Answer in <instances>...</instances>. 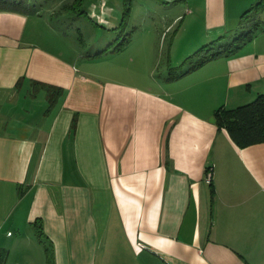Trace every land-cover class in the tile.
Wrapping results in <instances>:
<instances>
[{
  "label": "crops",
  "instance_id": "obj_1",
  "mask_svg": "<svg viewBox=\"0 0 264 264\" xmlns=\"http://www.w3.org/2000/svg\"><path fill=\"white\" fill-rule=\"evenodd\" d=\"M259 1L131 0L124 27L122 0L0 9V264H264V143L213 117L264 93ZM164 56L162 80L132 69Z\"/></svg>",
  "mask_w": 264,
  "mask_h": 264
},
{
  "label": "trees",
  "instance_id": "obj_2",
  "mask_svg": "<svg viewBox=\"0 0 264 264\" xmlns=\"http://www.w3.org/2000/svg\"><path fill=\"white\" fill-rule=\"evenodd\" d=\"M73 1L69 5L62 3L60 9L68 14L77 16L84 14L85 10L80 8L84 0ZM45 4H50V2ZM30 6H32L31 0H0L1 10L26 12ZM130 7L131 0H122V15L120 21L122 27L128 23ZM258 9H264V0H260L254 4L246 13ZM253 26L254 28L238 34L226 44H220L219 39H217L202 46L187 58L189 65L185 70L179 71L178 69V75L191 71L217 57H230L234 55L243 45L253 38L257 24ZM213 117L218 129H224L238 147L245 148L250 145L264 143V93L258 94L253 101L235 108L220 107L214 112ZM74 125L72 124V127ZM209 184L211 185V182ZM34 226L38 238L43 240L45 235L42 232L41 225L35 222ZM46 253L47 264H54L53 255L49 248H47Z\"/></svg>",
  "mask_w": 264,
  "mask_h": 264
},
{
  "label": "rangeland",
  "instance_id": "obj_3",
  "mask_svg": "<svg viewBox=\"0 0 264 264\" xmlns=\"http://www.w3.org/2000/svg\"><path fill=\"white\" fill-rule=\"evenodd\" d=\"M31 1H33V0H31ZM36 1H38L40 4H45V3L50 2V5H52V6H55L58 3H61V4L64 3V4H68L69 5V4H71V3L74 2L73 0H36ZM96 1L97 0H84L82 2L83 4L80 6V8L81 9H84V10L85 9L91 10V7L93 8L92 3H96ZM105 1H108V2H111L112 1L111 4H114V0H105ZM117 2H120V1H117ZM119 13H121V11ZM261 18H262V15H261ZM255 19H257V16L255 17ZM44 20H46V19H44ZM255 22H256V20H255ZM67 24H69V22ZM41 25H42V22H41ZM83 28H84V26L82 27V30L85 31ZM69 31L70 30L68 29V32ZM89 33H92V32H87V33L84 34V36L87 38V36H90L91 35ZM71 35H73V34H71ZM89 50H91V49L88 47V49H84L83 52L89 51ZM101 51L102 50H100V52ZM122 62H123L122 56H118V57L111 56L110 57V64H109L110 69H116V70L120 69V67H122L124 65ZM169 65L170 64H169L166 56H164L163 59H160V61L157 64H154V65H150V64H138L136 66L135 65H132V67H133L132 69H134V71H136V73L139 76L143 75L146 78L148 77V79L150 77L152 78V76H154L155 79H161L162 80V79L165 78V76L169 72V69L171 67ZM127 67L129 68V66H127ZM105 68H106V66L100 65V71H103L104 72L105 71ZM109 71H107V72H109ZM134 71H132V72H134ZM116 72H118V71H116Z\"/></svg>",
  "mask_w": 264,
  "mask_h": 264
},
{
  "label": "built area",
  "instance_id": "obj_4",
  "mask_svg": "<svg viewBox=\"0 0 264 264\" xmlns=\"http://www.w3.org/2000/svg\"><path fill=\"white\" fill-rule=\"evenodd\" d=\"M212 177V167L208 169V172L206 173V182L209 184L211 182Z\"/></svg>",
  "mask_w": 264,
  "mask_h": 264
}]
</instances>
